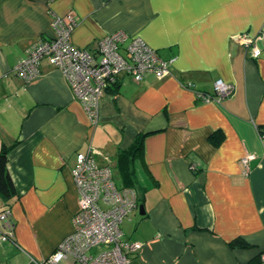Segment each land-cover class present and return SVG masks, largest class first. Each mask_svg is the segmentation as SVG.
Returning a JSON list of instances; mask_svg holds the SVG:
<instances>
[{"label": "crops", "instance_id": "crops-1", "mask_svg": "<svg viewBox=\"0 0 264 264\" xmlns=\"http://www.w3.org/2000/svg\"><path fill=\"white\" fill-rule=\"evenodd\" d=\"M68 14L76 46L94 53L124 30V45L140 36L172 59L170 73L122 74L93 124L59 68L44 61L33 80L14 72ZM255 37L264 41V0H0V142L17 189L11 205L0 197L13 228L7 241L0 231V264L42 263L74 231L79 152L109 164L122 187L118 156L135 145L138 206L121 224L142 242L131 264H246L264 251V45L258 56L246 45ZM220 79L229 95L197 97ZM236 237L255 248H232Z\"/></svg>", "mask_w": 264, "mask_h": 264}, {"label": "built area", "instance_id": "built-area-1", "mask_svg": "<svg viewBox=\"0 0 264 264\" xmlns=\"http://www.w3.org/2000/svg\"><path fill=\"white\" fill-rule=\"evenodd\" d=\"M77 24L72 14L56 15L54 36L35 42L14 72L26 80H33L40 75L44 61L59 68L93 124L99 120L101 98L122 74L140 82L149 75L161 79L170 73L172 59L162 58L158 50L140 36L132 37L130 43L124 45L128 37L124 30L102 37L94 53L76 46L71 37ZM253 51L258 56L261 49L255 45ZM233 89L232 83L220 79L214 82L212 92L200 91L197 97L203 102L221 100ZM254 159L253 154L242 158L247 170ZM72 175L79 192V211L73 218L74 231L51 258L37 264H59L69 257L74 259V264H131L130 254L138 251L142 242L127 239L121 224L138 206V191L131 186H118L111 166L99 163L88 152L77 154ZM11 214L10 208L0 211V231L4 241L13 235ZM2 225H7L9 230L2 232ZM100 247L104 248L94 253V249Z\"/></svg>", "mask_w": 264, "mask_h": 264}, {"label": "trees", "instance_id": "trees-1", "mask_svg": "<svg viewBox=\"0 0 264 264\" xmlns=\"http://www.w3.org/2000/svg\"><path fill=\"white\" fill-rule=\"evenodd\" d=\"M118 82L110 86L109 88H113L116 86ZM108 88V89H109ZM140 149V146H134L131 150L121 151L118 156V166L123 174L124 177V184L123 186H131L134 172L130 166L131 161V153ZM10 148H1L0 151V197H2L7 205H11V200L17 195V189L15 183L11 177V174L8 169V156H9ZM133 186V185H132ZM230 246L235 249H243V250H250L254 249L255 246L242 237H236L230 241ZM246 264H264V251H260L256 255H254Z\"/></svg>", "mask_w": 264, "mask_h": 264}, {"label": "water", "instance_id": "water-1", "mask_svg": "<svg viewBox=\"0 0 264 264\" xmlns=\"http://www.w3.org/2000/svg\"><path fill=\"white\" fill-rule=\"evenodd\" d=\"M246 45L247 46H255V45H258L260 47H263L264 41L260 37H259V39H258V37H255V38H252L251 40H248L246 42ZM140 209H141V211H143V207L142 206L140 207ZM141 214H143V212Z\"/></svg>", "mask_w": 264, "mask_h": 264}, {"label": "rangeland", "instance_id": "rangeland-1", "mask_svg": "<svg viewBox=\"0 0 264 264\" xmlns=\"http://www.w3.org/2000/svg\"><path fill=\"white\" fill-rule=\"evenodd\" d=\"M117 174V173H116ZM104 247H100V248H95L94 253H98L101 249H103ZM59 264H74V259L72 257H69L67 259H64L61 263Z\"/></svg>", "mask_w": 264, "mask_h": 264}]
</instances>
